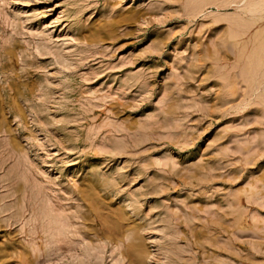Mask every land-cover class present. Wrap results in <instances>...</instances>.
Returning <instances> with one entry per match:
<instances>
[{
	"label": "rangeland",
	"instance_id": "1",
	"mask_svg": "<svg viewBox=\"0 0 264 264\" xmlns=\"http://www.w3.org/2000/svg\"><path fill=\"white\" fill-rule=\"evenodd\" d=\"M258 1L0 0V264H264Z\"/></svg>",
	"mask_w": 264,
	"mask_h": 264
},
{
	"label": "bare ground",
	"instance_id": "2",
	"mask_svg": "<svg viewBox=\"0 0 264 264\" xmlns=\"http://www.w3.org/2000/svg\"><path fill=\"white\" fill-rule=\"evenodd\" d=\"M258 2H259V1H258ZM260 3H261V1L259 2V4H260ZM255 4H256V3H255ZM259 4H258L256 7H254L255 5H254V6H251V7H250L251 9L248 8V10H249L251 13H253L254 15H255V14H256V15H257V14L259 15L261 12L264 11V8H263V2H262V4H260V5H259ZM261 5H262V6H261ZM252 7H254V8L252 9ZM249 11H248V12H249ZM253 14H252V15H253ZM262 14H263V13H262ZM258 15H257V16H258ZM257 16H256V17H257ZM262 17H263V16H262ZM257 19H258V17H257ZM259 19H260V18H259ZM257 21H258V20H257ZM13 147H14V144H13ZM14 148H15V147H14ZM18 190H19V189H18ZM138 254H141V253H140V252H137V255H138Z\"/></svg>",
	"mask_w": 264,
	"mask_h": 264
}]
</instances>
